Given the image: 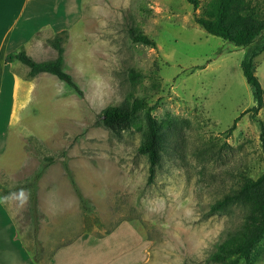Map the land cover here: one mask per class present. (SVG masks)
<instances>
[{"label": "rangeland", "instance_id": "obj_1", "mask_svg": "<svg viewBox=\"0 0 264 264\" xmlns=\"http://www.w3.org/2000/svg\"><path fill=\"white\" fill-rule=\"evenodd\" d=\"M206 1L193 9L186 0H80L62 42L63 69L78 92L48 73L29 79L19 63L20 87L32 91L28 98L20 89L10 116L0 201L30 259L47 264L67 247V264H221L210 256L242 224L246 207L211 206L264 172V51L254 59L262 108L242 115L255 105L240 68L247 48L194 22ZM251 2L264 16V0ZM130 92L155 107L161 124L164 146L150 181L147 156L137 151L143 111L120 131L101 120ZM3 114L0 105V122ZM238 264H264V237Z\"/></svg>", "mask_w": 264, "mask_h": 264}, {"label": "trees", "instance_id": "obj_2", "mask_svg": "<svg viewBox=\"0 0 264 264\" xmlns=\"http://www.w3.org/2000/svg\"><path fill=\"white\" fill-rule=\"evenodd\" d=\"M193 9H197L201 0H186ZM194 22L210 35L219 37L236 47L247 48L240 68L246 82L250 85L255 105L242 113H251L255 117L263 105V89L254 75V59L264 51V16L259 13L251 0H207L199 14H194ZM65 32L56 34L48 41L55 50L53 60L36 62L24 51L9 55L6 60H16L28 68L27 77L34 78L38 74L48 73L75 91H79L70 74L63 69V47ZM131 38L136 42L154 45V41L140 32H131ZM139 82V74L133 77V89ZM154 106H149L140 98L128 93L120 104L109 105L103 109L102 123L113 131L128 127L135 114L143 111L145 128L143 140L137 151L147 156L149 161V181L152 179L155 166L164 146L161 124L152 116ZM236 119L234 123L237 121ZM260 127V142L264 150V123L258 121ZM235 124L229 129L232 131ZM50 161V160H49ZM41 171L35 174L30 186V206L35 209L34 183L40 177ZM85 207V202L81 199ZM230 204H241L246 207L242 224L224 240H222L210 259L221 264H238L239 261H249L252 252L264 237V172L256 178H244L243 182L230 192L225 193L211 206L212 210L220 211Z\"/></svg>", "mask_w": 264, "mask_h": 264}, {"label": "crops", "instance_id": "obj_3", "mask_svg": "<svg viewBox=\"0 0 264 264\" xmlns=\"http://www.w3.org/2000/svg\"><path fill=\"white\" fill-rule=\"evenodd\" d=\"M80 10V0H0V105L4 113L0 122V157L15 101H19L18 92L21 89L30 98L32 91V86L20 87V62H8L6 57L22 50L36 62L53 60L48 55L52 49L48 41L62 31L69 32ZM66 250L64 247L57 251L47 264H67ZM0 264H40L27 256L25 242L1 201Z\"/></svg>", "mask_w": 264, "mask_h": 264}, {"label": "clouds", "instance_id": "obj_4", "mask_svg": "<svg viewBox=\"0 0 264 264\" xmlns=\"http://www.w3.org/2000/svg\"><path fill=\"white\" fill-rule=\"evenodd\" d=\"M220 230H221V231L223 230L222 227L220 228ZM217 235H219V231L217 232ZM200 244L203 246V248H207V247H208V244L205 243L204 240H201V241H200Z\"/></svg>", "mask_w": 264, "mask_h": 264}]
</instances>
